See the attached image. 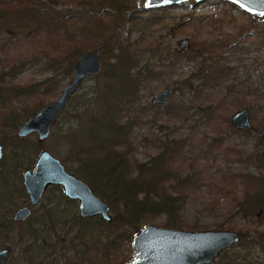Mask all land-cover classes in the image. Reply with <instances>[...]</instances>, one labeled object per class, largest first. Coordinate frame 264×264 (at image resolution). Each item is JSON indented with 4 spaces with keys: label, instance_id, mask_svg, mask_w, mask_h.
<instances>
[{
    "label": "trees",
    "instance_id": "trees-1",
    "mask_svg": "<svg viewBox=\"0 0 264 264\" xmlns=\"http://www.w3.org/2000/svg\"><path fill=\"white\" fill-rule=\"evenodd\" d=\"M127 1L0 0V31L8 33L5 40L17 39L18 34H30L34 38L33 35L45 32L40 49L35 46L37 50L31 55L33 60L28 58L27 61L31 63L39 57L45 58L46 69L52 72L42 82L30 85H15L10 79L25 67L26 61L12 63L6 72H2L8 77L5 79L8 81L9 97L23 99L16 109L13 105H0V143L8 151L4 160L11 159L9 157L14 151L13 159L18 160L20 169L30 167L42 145L29 137L18 138L13 130L44 106V99L53 94L51 91L57 85V76L72 75L73 63L79 56L99 49L102 64L100 87L96 86L87 93L75 92L70 98H77L74 111L88 107L91 101L97 104L93 112L81 118L78 134H71H75L73 137L79 138L82 143L74 148L73 166H68L67 170L82 178L92 192L109 206L113 213L111 221L106 222L99 215H67L59 207L60 202L56 201L41 204L34 215L25 221L14 222L10 215L12 206L17 205L19 199H26L25 192L19 177L16 183H9L5 175H0V235L7 237L14 229L17 230L16 239L11 240V244L20 245L23 264H124L129 259L118 250L119 244L130 243L133 234L144 224L160 220L158 224L164 227L200 229L196 222L186 223L182 211L186 187L193 179V171L183 169L181 163L186 140L169 131L155 139L159 151L148 161L141 162L133 155L135 145L132 133L141 121L140 115L154 107L143 106L141 88L156 71L147 67L138 68L130 31L124 27L126 20L134 18L135 22L138 16L126 11L130 7ZM57 3L63 7L56 9ZM106 7L108 12L103 11ZM248 18V23L241 24L233 33H224L213 42L200 43L198 47L192 44L183 53L172 51L173 58H201L196 71L182 82L193 97H198L210 87L215 88L219 80L228 75L230 68L218 49L248 51L246 39L251 35L264 44V31L259 29L260 24L250 15ZM156 19L152 15L141 18L142 22ZM4 45L5 42L0 48ZM158 49L157 45L152 52ZM165 54L168 56L170 51H165ZM182 87L181 90L175 87L173 92L180 90L182 93ZM4 88V82L0 81V99L6 94L1 91ZM26 97L31 98L28 103L24 102ZM244 104L240 102L238 107ZM165 106L163 117L175 113L180 118L186 115L188 107L182 100L179 103L169 100ZM160 108L162 105L156 109ZM207 108L212 107L208 104ZM225 119L231 131L247 132L248 129L233 127L228 116ZM261 127L264 128L263 121L252 124L250 128L257 130ZM262 137L258 142L263 140ZM237 155L246 162L256 159L253 152L244 156L237 152ZM257 166L261 168V164ZM225 178L229 184L239 180L244 186L243 198H233L236 212L243 211V205L248 211L264 208V172L255 176L227 169ZM52 189L62 193L59 187ZM65 227L67 232L63 234V243L59 244V233ZM216 230H223L222 225L219 224ZM237 232V245L245 248L259 243L263 235L242 230ZM219 256L217 264H252L247 252L227 253L224 250Z\"/></svg>",
    "mask_w": 264,
    "mask_h": 264
},
{
    "label": "rangeland",
    "instance_id": "rangeland-1",
    "mask_svg": "<svg viewBox=\"0 0 264 264\" xmlns=\"http://www.w3.org/2000/svg\"><path fill=\"white\" fill-rule=\"evenodd\" d=\"M137 2L138 0L127 1L130 7L126 11L137 15L138 19L135 22L134 18L126 20L124 27L130 31V39L136 49L138 68H152L156 73L147 78L141 88L143 106L154 107L148 108L144 115H140V117L142 116L141 121L132 133L135 145L133 155L137 160L146 162L159 151L155 140L157 137H162L169 131H173L175 136H182L186 140L185 155L181 160L182 168L193 171V179L186 187V197L182 204L186 223L196 222L200 227L199 230H216V227L221 224L223 230L235 232L242 230L250 234H263L259 243H254L247 248L234 245L224 250L227 253L247 252L252 264H264V208L248 211L246 205H243V211L236 212L237 208L233 207L235 203L233 198L238 200L243 198L244 186L239 180L229 184L225 178L227 169L233 173L247 172L255 176L264 172V128L261 127L257 130L249 128L247 132L242 130L234 132L226 125L225 119L226 116L230 119L235 111L246 107L250 111L251 125L258 121L264 122V95H261L264 91V44L257 38L253 39L251 37L253 35H251L246 39L248 51L245 49L244 51L235 50L234 48L218 49L217 52H222L225 56L224 61L230 68L228 75L220 79L219 85L215 88L210 87L206 92L200 93L198 97H193L191 91L186 89L182 82L196 71L201 58L189 59L183 56L173 58L172 51L183 53L192 44L194 47H198L200 43L208 44L215 41L224 33H233L241 24L249 22V14L237 10L234 6L231 7L232 5L221 0H209L198 4L190 0L157 9H141ZM62 7L59 3L55 5L56 9ZM108 10L109 8L106 7L103 11L108 12ZM151 15L156 16L157 19L142 22L141 18ZM256 22L260 24L259 29L262 28L264 31V21L256 20ZM44 36H46L45 32L33 35L34 38L30 34L20 36L18 34L17 39L11 38L10 41H6L8 33L4 30L0 31V46L5 42L4 47L0 48V81L5 84V88L1 90L2 93L6 92L0 99V105H13L16 109L23 101V99L12 98L8 95V81H6L8 77H5L2 72H6L10 64L20 61L28 62L22 70L10 78L15 85L42 82L52 75V72L46 69L45 58L39 57L31 63L27 61L28 58L33 60L31 55L40 49ZM183 40L187 41V45L181 46ZM157 45L159 49L152 52ZM165 51H170V54L165 56ZM99 74L95 75L98 78L84 79L76 94L91 92L96 86L100 87L98 84L100 83ZM71 77L72 75L56 77L57 85L51 91L53 94L44 99V105L59 95ZM175 87H180V90L182 87V93L180 90H175L167 98L162 108L156 109L159 104H155L156 106L151 104V100L159 91ZM90 95L88 94V96ZM30 99L26 97L24 102L28 103ZM169 100H174L175 103L182 100L188 106L183 118L174 115L175 113L168 117L162 116L164 115L162 110ZM240 102H245V104L238 107ZM76 104L77 98L69 100L57 123L51 127L48 137L40 143L42 146L34 156L30 166L31 170H33L35 159L42 149H46L54 155L66 170L68 166L72 165L73 150L80 146L81 142L78 141L79 138L73 137L78 134V123L82 122L81 118H85L88 112L94 111L97 103L91 101V104L88 103V107L74 111L73 107ZM208 104L212 108H207ZM156 110L158 112H155ZM69 119L71 120L69 121ZM8 122L10 121L8 120ZM17 128L18 126L13 131L16 132ZM72 133L75 134L71 136ZM260 137L263 140L258 142ZM29 139L37 141V135L32 134ZM5 152L7 153V150ZM237 152L241 153V156L253 152L256 154V159L246 162L238 158ZM258 163L261 164V168L257 166ZM18 177L21 182V173L18 174ZM60 194L62 193L58 190L48 191L42 197L41 203H48L49 200L59 201V207L67 215L78 214L77 202L74 200L68 202L62 199ZM17 202L20 205L12 206L11 215L17 207L28 205L27 197L23 200L19 199ZM37 208L38 205L34 207L35 210ZM109 212L112 216L113 213ZM158 223L160 220L151 224L161 226ZM63 230L59 233V244L63 243V234L67 232L66 227ZM16 231L14 229L7 237L0 235V249L8 248L9 250L5 264H23L20 245L11 244V240L16 239ZM130 243L119 244L118 248L129 260L133 254ZM220 253L210 264L218 263Z\"/></svg>",
    "mask_w": 264,
    "mask_h": 264
},
{
    "label": "water",
    "instance_id": "water-1",
    "mask_svg": "<svg viewBox=\"0 0 264 264\" xmlns=\"http://www.w3.org/2000/svg\"><path fill=\"white\" fill-rule=\"evenodd\" d=\"M187 1L190 0H138L137 5L141 9H157ZM193 1L198 4L209 0ZM221 1L249 14L254 20L264 21V0ZM185 45L187 41L183 40L181 46ZM101 67L99 49L87 51L79 56L73 63L70 81L63 86L59 95L25 119L18 126L16 134L19 137L36 134L37 141L43 142L82 81L99 74ZM172 93V88L162 89L151 103L163 105ZM250 118V111L242 107L230 116V123L237 129H249ZM1 157L0 146V159ZM52 184L60 186L67 198L77 202L80 216L99 215L106 222L111 221L109 206L92 192L85 181L68 172L46 149L38 153L33 170L25 169L22 173V185L28 205L19 207L14 212L13 219L22 222L29 218L31 206L40 200L46 188ZM238 241V233L231 230H186L147 223L133 234L130 243L133 254L124 264H210L221 251ZM8 252V248L0 249V264L6 263Z\"/></svg>",
    "mask_w": 264,
    "mask_h": 264
},
{
    "label": "flooded vegetation",
    "instance_id": "flooded-vegetation-1",
    "mask_svg": "<svg viewBox=\"0 0 264 264\" xmlns=\"http://www.w3.org/2000/svg\"><path fill=\"white\" fill-rule=\"evenodd\" d=\"M152 104V103H151ZM152 105H154V104H152ZM17 131V130H16ZM14 133H15V135L18 137V138H28L30 135H32V134H29V135H27L26 137H19L17 134H16V132L14 131ZM38 142V141H37ZM0 146H1V149H2V157H1V159H0V175H5L6 177H7V179H9V183H16L17 181H18V174L19 173H21V184H22V173H23V171L25 170V169H30L31 170V168L30 167H27V168H24L23 170H22V172H21V169H20V167H19V165L17 164L18 163V160H16V159H13V152H12V155L9 157V158H11V159H6V160H4L5 159V157H6V154L8 153V151H7V153L5 152V147L0 143ZM36 160V159H35ZM35 163V162H34ZM64 167V166H63ZM20 170V171H19ZM20 178V177H19ZM23 186V185H22ZM53 187H59L60 189H61V187L60 186H57V185H54V184H52V185H49L47 188H46V190H45V192L43 193V195L41 196V198H40V200L35 204V205H33V206H31V210H32V212H31V215L34 213V207H36L37 205H38V208L41 206V204H45V203H41V199H42V197L45 195V193L46 192H52L53 190H57V189H52V190H50L51 188H53ZM24 189V188H23ZM61 191H62V189H61ZM25 192V191H24ZM26 194V193H25ZM62 194H63V191H62ZM64 195V194H63ZM65 196V195H64ZM27 197V196H26ZM66 197V196H65ZM67 198V197H66ZM68 200H71V199H69V198H67ZM75 201V200H74ZM27 202H28V199H27ZM49 202H53V201H51V200H49ZM21 206H24V205H21ZM21 206H19V207H21ZM19 207H17L15 210H14V212L19 208ZM37 208V209H38ZM36 209V210H37ZM35 210V211H36ZM14 212H13V214H14ZM12 213V212H11ZM13 214L11 215V219L14 221V222H19V221H16V220H14L13 219ZM30 215V216H31ZM238 243V242H237ZM237 243L235 244V245H237ZM234 246V245H233ZM232 247V246H231ZM230 248V247H229ZM228 249V248H227ZM224 251V250H223Z\"/></svg>",
    "mask_w": 264,
    "mask_h": 264
}]
</instances>
